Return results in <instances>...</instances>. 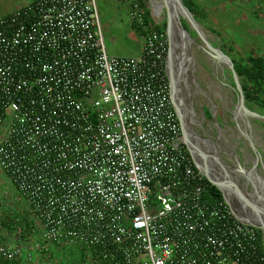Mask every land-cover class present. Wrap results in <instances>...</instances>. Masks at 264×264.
<instances>
[{"label": "built area", "instance_id": "obj_1", "mask_svg": "<svg viewBox=\"0 0 264 264\" xmlns=\"http://www.w3.org/2000/svg\"><path fill=\"white\" fill-rule=\"evenodd\" d=\"M129 4L141 52L107 53L96 0H32L0 16V168L40 222L33 249L89 264H264L258 231L203 198L152 0ZM263 244V243H262ZM37 264L0 238V264Z\"/></svg>", "mask_w": 264, "mask_h": 264}, {"label": "rangeland", "instance_id": "obj_2", "mask_svg": "<svg viewBox=\"0 0 264 264\" xmlns=\"http://www.w3.org/2000/svg\"><path fill=\"white\" fill-rule=\"evenodd\" d=\"M30 1L0 0V16ZM196 2L206 10L204 19L195 20L183 1L187 10L182 9L180 13L188 25L191 41L182 44L174 36L171 40L174 58L178 57L174 60V72L186 114L184 122L188 131L201 138L197 141L203 151H215L231 170L240 163L243 172L230 171L231 178L246 199L264 211V115L239 103L233 84L235 76L229 62L223 58H239L251 50L264 56V0ZM96 7L107 53L135 55L143 37L130 25L129 4L96 0ZM156 14L160 15L153 16L154 24L166 21L165 7ZM206 109L211 117L204 114ZM238 197L233 195L229 200L237 213ZM241 201L251 208L242 198ZM40 229L39 220L0 168V238L3 242L21 250L29 249L37 264H89L74 247L58 249L47 243L48 252L33 249L36 242H41ZM260 230L264 249V232Z\"/></svg>", "mask_w": 264, "mask_h": 264}, {"label": "water", "instance_id": "obj_3", "mask_svg": "<svg viewBox=\"0 0 264 264\" xmlns=\"http://www.w3.org/2000/svg\"><path fill=\"white\" fill-rule=\"evenodd\" d=\"M168 1H170V0H165V3H167ZM171 2L174 6V10L172 12L169 10L168 5L165 4L166 34L168 37V45H169V60H170V52H171V47H172L171 46V33H170V30H172V24L174 25L173 28H175L178 31L177 34L175 33L176 37H178V34L181 33L184 40L188 39L191 41V37H190L188 31L182 25L181 16H180V13H182V9L187 10V8L183 5L182 0H171ZM172 17H175V22L172 21ZM178 40L181 42L182 38H178ZM205 43H208V41H206ZM182 44H184V42ZM221 54H222V51H221ZM223 58L229 62L230 69H231L233 75L235 76V80H234L233 84H234V88L236 90V93L239 97V103H242V105H244V107H246L244 95H243L241 84L239 81V77H238L237 72L235 71V68H234V63H233L232 59L228 60L224 56H223ZM168 82H169V91H170L171 101H172L173 107L177 113L178 120H179L180 125H181V129H182V133H183V137H184V142H185L186 148H187L188 152L190 153V155L192 156L196 166L199 167V169L203 172L204 176L209 180V182L211 184H213L214 186H216L221 191L223 198L225 199L226 203H228L227 205H229V207L231 208L233 213L240 220L247 222V223H250L257 228L262 229V231L264 232V211L258 209V207L256 205L250 203L249 200L246 199V197L244 196L245 193L241 192L240 189L238 187H236V185L233 182L231 175L229 173L230 171L243 172V169H242L240 163L237 162V167L234 168L233 170H231L227 165L223 164L219 160L218 155L215 151L213 153L205 152L199 147V145L197 146L192 141V137H194L197 140H201V138L196 136L194 133H191L186 128V125L184 122V119L186 116L185 111H184V107H183L181 102L177 101V97H178L177 89L179 90V85H178L177 79L175 77V72L173 74L172 69H170V64H169V68H168ZM225 190L230 191L231 193H233V195H237L240 198H242L244 202L249 203L251 206V208H249V210L252 214H255V218L249 219V218H247L246 215L244 216L240 212L237 213L236 210L234 208H232L231 204L229 203L230 198H228V196L225 194Z\"/></svg>", "mask_w": 264, "mask_h": 264}, {"label": "trees", "instance_id": "obj_4", "mask_svg": "<svg viewBox=\"0 0 264 264\" xmlns=\"http://www.w3.org/2000/svg\"><path fill=\"white\" fill-rule=\"evenodd\" d=\"M184 5L192 13L195 20L204 19L206 16V10L196 0H182ZM149 10L146 9L144 14V24H149L152 19H149ZM183 27L187 30L188 25L181 18ZM131 27L136 31L139 36L145 33V25H137L134 22L130 23ZM158 30L165 32L166 21L163 20L161 24H154ZM234 63L235 71L239 77L242 92L245 99V105L248 109L258 112L264 115V56L255 53L253 50L241 56L239 58L232 59ZM204 114L211 117L210 112L206 109ZM205 189L203 192V198L208 203H224L221 191L211 184L209 180L204 177ZM258 231V243L260 246L259 254L264 256V249L262 244V233L259 228ZM81 253V249L76 248ZM2 264H20L18 260L3 261Z\"/></svg>", "mask_w": 264, "mask_h": 264}, {"label": "bare ground", "instance_id": "obj_5", "mask_svg": "<svg viewBox=\"0 0 264 264\" xmlns=\"http://www.w3.org/2000/svg\"><path fill=\"white\" fill-rule=\"evenodd\" d=\"M152 4H153V9H154V11H155V13H160L162 10H163V8L165 7V4L166 5H168V7H169V10L172 12L173 10H174V6H173V4H172V2H171V0L170 1H168L167 3H165V0H152ZM172 21H174L175 22V17H172ZM173 24H172V30H170V33H171V40H172V38H173V36H174V38H175V40L176 41H178L179 42V40H178V38H182V41L184 42V43H187L188 42V39H186V40H184L183 39V36H182V34L180 33V34H178V37H176L175 36V33L177 34L178 33V31L175 29V28H173ZM181 41V43H183ZM172 46H173V48H174V45L172 44ZM179 46V45H178ZM172 47H171V52H170V60H169V64H170V69H172V73L174 74V60L175 59H177L178 57L175 55V58H174V54H173V52H174V49H173ZM179 62V61H178ZM179 64V63H178ZM180 64H182V62L180 63ZM178 66V65H177ZM184 82V81H183ZM185 84V83H184ZM186 87V86H185ZM177 95H178V97H177V101L178 102H181L182 103V98H181V93H180V91L177 89ZM176 95V96H177ZM194 137H192V141L198 146V141H197V139H193ZM225 194L228 196V198H230V197H232L233 196V193H231L230 191H228V190H225ZM237 195H235V197H236ZM239 198V197H238ZM238 200V199H237ZM239 201V200H238ZM240 204L239 205H237L238 206V208H239V212L240 213H242V215H246L247 216V218H255V214H252L251 212H250V210L247 208V207H245L244 205H243V203H242V201H241V198H240Z\"/></svg>", "mask_w": 264, "mask_h": 264}, {"label": "crops", "instance_id": "obj_6", "mask_svg": "<svg viewBox=\"0 0 264 264\" xmlns=\"http://www.w3.org/2000/svg\"><path fill=\"white\" fill-rule=\"evenodd\" d=\"M130 20V19H129ZM142 45H143V40L141 39V41L138 43V46H137V52L135 55H138L140 52H141V49H142ZM134 56V55H133ZM5 243V242H4ZM6 244V243H5Z\"/></svg>", "mask_w": 264, "mask_h": 264}, {"label": "flooded vegetation", "instance_id": "obj_7", "mask_svg": "<svg viewBox=\"0 0 264 264\" xmlns=\"http://www.w3.org/2000/svg\"><path fill=\"white\" fill-rule=\"evenodd\" d=\"M179 125H180V122H179ZM180 128H181V125H180ZM181 131H182V129H181ZM182 137H183V133H182ZM183 139H184V137H183Z\"/></svg>", "mask_w": 264, "mask_h": 264}]
</instances>
